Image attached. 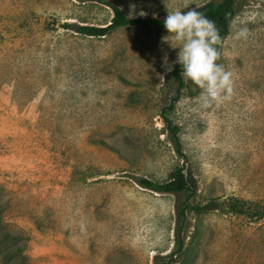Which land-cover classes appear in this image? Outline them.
<instances>
[{"label": "rangeland", "instance_id": "rangeland-1", "mask_svg": "<svg viewBox=\"0 0 264 264\" xmlns=\"http://www.w3.org/2000/svg\"><path fill=\"white\" fill-rule=\"evenodd\" d=\"M220 1L0 0V264H264V0H235L217 60L227 100L204 106L182 78L165 116L184 158L160 115L182 70L167 30L77 32L108 24V3L163 20ZM177 167L196 184L188 203L216 209L177 220L186 195L140 185Z\"/></svg>", "mask_w": 264, "mask_h": 264}, {"label": "clouds", "instance_id": "clouds-1", "mask_svg": "<svg viewBox=\"0 0 264 264\" xmlns=\"http://www.w3.org/2000/svg\"><path fill=\"white\" fill-rule=\"evenodd\" d=\"M188 6L185 5V8ZM196 8L182 12L181 10L167 11L163 19V27L167 30L170 39L164 40L173 49H178L176 59L181 67L180 75L186 81H191L200 91V98L204 106L212 103H221L227 100L233 89L232 72L220 63L219 52L216 47L221 41L214 22L197 11ZM135 6H130L131 16ZM145 15L143 11L139 13ZM155 16V14H154ZM247 35L246 29L236 33V38ZM162 67L165 72L172 70L168 54L162 57Z\"/></svg>", "mask_w": 264, "mask_h": 264}, {"label": "trees", "instance_id": "trees-1", "mask_svg": "<svg viewBox=\"0 0 264 264\" xmlns=\"http://www.w3.org/2000/svg\"><path fill=\"white\" fill-rule=\"evenodd\" d=\"M235 0H221L219 3L208 2L197 8V11L201 12L208 19L212 20L219 32L221 41L216 45L218 52H220L222 40L227 36L229 30V24L232 21L235 14ZM107 6L111 9L112 16L108 24L104 27L95 26H80L77 28V32L92 37H101L107 33L124 28L127 26H143V27H163V20L157 18H133L128 16L121 8L113 4L108 3ZM165 29V28H164ZM171 78L177 84L175 95L170 99L169 104L161 111V117L165 124L166 130L173 143L176 154L180 158H184V154L181 148L179 140V128L172 124V122L165 116L166 110L169 111L173 108L174 104L178 100L180 89L183 86L182 77L179 70H173L171 72ZM140 185L156 193L174 194V195H186V201L177 206V220L185 218L186 212H194L195 214H202L210 212L217 207L213 203L204 205L188 203L189 199L194 197L196 193V184L193 178L187 177L184 173L183 167L175 168L166 181L162 183H147L145 181L140 182ZM176 250L180 253L183 247V239L177 238Z\"/></svg>", "mask_w": 264, "mask_h": 264}]
</instances>
